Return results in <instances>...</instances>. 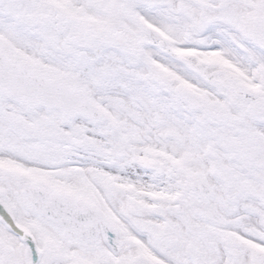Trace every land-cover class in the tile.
<instances>
[{"label": "snow or ice", "instance_id": "snow-or-ice-1", "mask_svg": "<svg viewBox=\"0 0 264 264\" xmlns=\"http://www.w3.org/2000/svg\"><path fill=\"white\" fill-rule=\"evenodd\" d=\"M0 264H264V0H0Z\"/></svg>", "mask_w": 264, "mask_h": 264}]
</instances>
